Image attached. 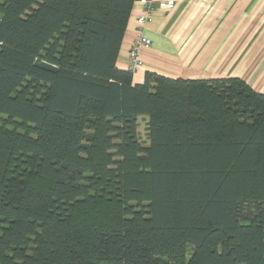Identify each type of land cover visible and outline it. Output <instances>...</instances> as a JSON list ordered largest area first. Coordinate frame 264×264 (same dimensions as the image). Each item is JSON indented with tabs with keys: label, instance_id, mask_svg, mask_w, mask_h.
<instances>
[{
	"label": "trees",
	"instance_id": "trees-1",
	"mask_svg": "<svg viewBox=\"0 0 264 264\" xmlns=\"http://www.w3.org/2000/svg\"><path fill=\"white\" fill-rule=\"evenodd\" d=\"M136 1L0 0V264H264V93L134 82Z\"/></svg>",
	"mask_w": 264,
	"mask_h": 264
},
{
	"label": "crops",
	"instance_id": "crops-1",
	"mask_svg": "<svg viewBox=\"0 0 264 264\" xmlns=\"http://www.w3.org/2000/svg\"><path fill=\"white\" fill-rule=\"evenodd\" d=\"M142 11L137 0L119 51L120 68L130 69L129 51ZM144 33L152 45L141 50L143 66L133 71L134 82H143L147 73L238 77L264 93V0H176L173 8L153 11Z\"/></svg>",
	"mask_w": 264,
	"mask_h": 264
},
{
	"label": "built area",
	"instance_id": "built-area-1",
	"mask_svg": "<svg viewBox=\"0 0 264 264\" xmlns=\"http://www.w3.org/2000/svg\"><path fill=\"white\" fill-rule=\"evenodd\" d=\"M143 5L142 14L137 18L138 29L137 36L129 51L130 69L135 71L143 66L141 58V50L149 48L152 45V40L144 33V26L147 22L152 20L153 11L157 7L173 8L176 0H138Z\"/></svg>",
	"mask_w": 264,
	"mask_h": 264
},
{
	"label": "rangeland",
	"instance_id": "rangeland-1",
	"mask_svg": "<svg viewBox=\"0 0 264 264\" xmlns=\"http://www.w3.org/2000/svg\"><path fill=\"white\" fill-rule=\"evenodd\" d=\"M148 117L147 116H142L140 117V122H139V133H140V138L144 144L148 143V136H147V128H146V123Z\"/></svg>",
	"mask_w": 264,
	"mask_h": 264
}]
</instances>
